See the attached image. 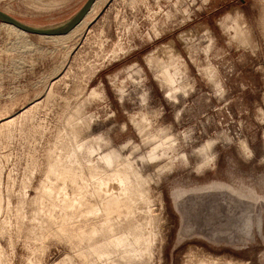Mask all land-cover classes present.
<instances>
[{
  "label": "rangeland",
  "instance_id": "1",
  "mask_svg": "<svg viewBox=\"0 0 264 264\" xmlns=\"http://www.w3.org/2000/svg\"><path fill=\"white\" fill-rule=\"evenodd\" d=\"M86 2L0 0V10L51 26ZM171 51L186 67L173 71V86H187L172 96L157 77V59ZM6 119L16 120L0 132V264H264V0H97L60 37L0 22ZM168 138L173 148L150 160ZM77 144L95 151L80 153L84 165ZM104 155L119 157L122 171L134 163L141 178L129 176L144 192L113 221L137 228L139 242L109 261L96 253L106 232L89 241L78 230L104 225L107 196L87 168L116 169ZM53 160L59 173L85 175H51Z\"/></svg>",
  "mask_w": 264,
  "mask_h": 264
},
{
  "label": "bare ground",
  "instance_id": "2",
  "mask_svg": "<svg viewBox=\"0 0 264 264\" xmlns=\"http://www.w3.org/2000/svg\"><path fill=\"white\" fill-rule=\"evenodd\" d=\"M92 11H93V8L90 12H92ZM228 21H229V19H225V21H224L225 28L226 29H233V27L236 26L238 19L236 17V19L231 21L230 23H228ZM3 25L4 26L7 25V26L11 27V29L13 28V30L18 31L19 33H21L25 36L27 35V33L23 32L21 30H18L17 28L13 27L12 25H9L6 23H3ZM171 52H173V51H171ZM169 54H171V53L169 52ZM179 57H180V54H179ZM179 57H178L177 53L173 52V55L170 57L169 60H158L157 59V62H158L157 67L159 68V75L157 77L160 79L161 83L165 87H170L169 93L171 94V96L174 93L176 94V92L178 90H181V89L187 87V86L184 87L183 85L179 86V87L173 86V83L175 82L174 77H173V71L174 70L180 71V70H184L186 68L184 65H182L183 63L181 65H180V63L178 64V58ZM154 59L155 58L153 56H150L149 62L152 64L154 62ZM213 70L214 69H212V70L210 69V71H213ZM210 71L208 70V72H210ZM212 73H214V72H212ZM209 76L211 79L215 78L213 74H209ZM91 96L92 97H98L99 94L94 90V91H92ZM15 120L16 119H6L5 121H3V123L0 124V132L3 130V128L9 127L10 125H12L15 122ZM136 126L138 127V129L141 132L143 131L142 130V126H143L142 123H136ZM173 143H174V140L171 138L163 140L161 142V144H159V146H157L156 148L154 147L155 149L150 154L149 159L150 160H157L158 159V156H157L158 150L159 149H166V151L170 150L173 148ZM85 150L88 151L89 157L95 154V151H93V149H91V148H88L85 144L78 145V149L75 152L74 157H75L76 161L79 162L80 165H84L83 164L84 159L80 158V153L85 151ZM72 158H73V156H72ZM177 158H178V156H177ZM100 161L103 162L104 164H106V166L108 168H112L114 165L115 166L117 165L116 169L113 170V168H114L113 167L110 172L104 170L99 165H90L87 167L88 168V178L92 181H96L98 186H99V189H100L99 192L102 191L107 196L105 199H103L101 201V209H102V212L104 213V215H102V216H105V222H104V225L100 224L101 226H99V227H97L98 225H94L92 223L93 227H91L90 229L87 228V230L89 229L88 230L89 232H87V230H84L86 227H81L82 224H80V227H78V230H79V232H81L83 237H85L86 239L89 238L88 239L89 241L93 240V238L95 236L100 235L103 232L104 233L106 232L107 237H106V239L104 238V240H103L104 242L100 246L97 245L98 246L97 247L98 252H96V253L98 254V258L100 259V261H102V260L103 261L104 260L109 261L111 258H113L114 255H118V253H120L121 251L124 252L130 246L132 238H135L134 241L136 243L139 242V236H138L137 228L130 227V226L125 227L124 225H122V223L119 225H114V222H115L114 217L116 216L119 218L123 214H126V216H128L130 214V210L132 208L133 197L136 195H143L144 196V192L140 188L133 186V182L130 178L131 176H129L131 174L133 176V178H137V179L141 178L140 173L134 169V165H133L134 163L132 164V163L128 162L129 160H127L126 166H125L127 169L122 171L123 169L120 170L121 167L119 168V166H120L119 165V161H120L119 157L114 158L111 155H104L100 158ZM53 162H54V160H53ZM60 165L61 164L58 162L52 163V165L50 166V172L49 173L51 175H55V176H60V175L66 176V177L69 176V177L74 178V179H76L79 176L83 177L85 175L84 169L82 167H79L78 170H77V168H73V167L62 168L61 172L59 173L58 171L60 169ZM43 189L45 192V188H43ZM114 189H117V191H119L120 194L117 195V194L113 193ZM61 191H63V190H59V193ZM53 195L54 194H52L51 197H53ZM56 197H58V196L56 195ZM89 206H90V212L89 211L88 212L90 214H94V213H97L99 211L98 206L93 205V204H90ZM64 207L66 208L67 205L64 204ZM66 217H69V214H67ZM51 218H52V215H51ZM102 219H104V218H102ZM121 220H123V219H121ZM100 221H102V220H100ZM85 222H86V220H85ZM86 224H89V223L86 222ZM70 231H71V229H70ZM71 232H73V231H71ZM94 249H96V248H94ZM91 251H92V248H91ZM86 253H87V251H85V255H86ZM92 253H93V251H92ZM90 255H89V258H90ZM93 256H94V254H93ZM91 257H92V255H91ZM96 257H97V255H96ZM94 259L95 258H93V261L95 262ZM86 261L88 262L89 260H86ZM96 261H99V260H96ZM66 264H72V263L68 261V262H66ZM90 264H92V263H90ZM94 264H96V263H94ZM199 264H218V262L215 260H213V261L201 260L199 262ZM227 264H234V263L233 262H227Z\"/></svg>",
  "mask_w": 264,
  "mask_h": 264
},
{
  "label": "water",
  "instance_id": "3",
  "mask_svg": "<svg viewBox=\"0 0 264 264\" xmlns=\"http://www.w3.org/2000/svg\"><path fill=\"white\" fill-rule=\"evenodd\" d=\"M97 0H87L83 7L69 20L58 25L33 26L26 24L0 10V22L12 25L29 35L41 37H60L71 33L87 17Z\"/></svg>",
  "mask_w": 264,
  "mask_h": 264
}]
</instances>
